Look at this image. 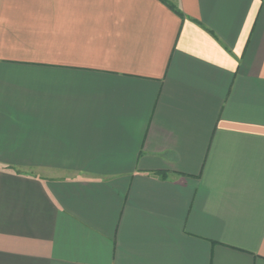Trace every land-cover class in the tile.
<instances>
[{"label":"crops","instance_id":"obj_1","mask_svg":"<svg viewBox=\"0 0 264 264\" xmlns=\"http://www.w3.org/2000/svg\"><path fill=\"white\" fill-rule=\"evenodd\" d=\"M0 264H264V0H0Z\"/></svg>","mask_w":264,"mask_h":264}]
</instances>
